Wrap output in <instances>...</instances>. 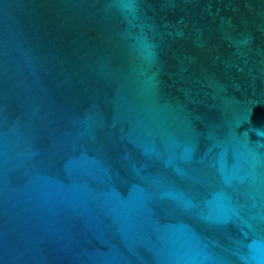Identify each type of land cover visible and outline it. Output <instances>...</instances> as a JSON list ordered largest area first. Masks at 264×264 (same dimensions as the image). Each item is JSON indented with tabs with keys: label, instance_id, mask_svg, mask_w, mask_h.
I'll return each instance as SVG.
<instances>
[{
	"label": "water",
	"instance_id": "water-1",
	"mask_svg": "<svg viewBox=\"0 0 264 264\" xmlns=\"http://www.w3.org/2000/svg\"><path fill=\"white\" fill-rule=\"evenodd\" d=\"M0 264H264V0H0Z\"/></svg>",
	"mask_w": 264,
	"mask_h": 264
}]
</instances>
